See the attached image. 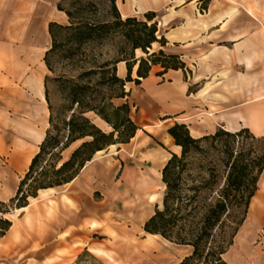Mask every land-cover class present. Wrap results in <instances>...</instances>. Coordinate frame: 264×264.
<instances>
[{
	"label": "rangeland",
	"instance_id": "1",
	"mask_svg": "<svg viewBox=\"0 0 264 264\" xmlns=\"http://www.w3.org/2000/svg\"><path fill=\"white\" fill-rule=\"evenodd\" d=\"M59 1L0 0V39L8 48L21 50V59L25 58V50L32 54L33 61L28 67L25 66L24 73L42 74L44 92L47 90L48 96L45 110L48 115L46 122H44L42 110L34 114L16 111V106L20 103H28L27 106L31 107V101L32 105H38L33 94L23 90L26 87L25 80L15 84L8 81L6 96L0 97V202L5 203L2 208L7 210L5 214L0 212V217L10 220L11 226L13 225L11 230L6 232L7 235L5 233L6 236L0 239V251H2L0 264H178L191 252V247L180 246L162 237H155L153 250L146 252L141 248V245L151 238L143 231V225L147 217L155 212L158 204L153 201L148 202L145 195L137 188L131 189L133 180L127 179L126 169L121 163V157L125 160L127 167L132 160L138 161L140 140L123 146L124 151L119 154L116 153V149L119 148L115 146L113 150L106 148L102 154L95 157L102 166L111 169L110 176L105 175L100 178L99 190L94 180L92 182L76 180L74 183L56 187L54 191L40 190L35 198H28L30 207L25 212L16 211L15 204L10 201L16 195L18 185L28 170L29 163L26 162V157L29 155L33 157L39 150L36 148V143L41 133L46 134L49 128L50 113L54 124L61 127L63 120L68 121L71 114L77 112L76 105L71 108L72 80H76L77 76L83 72L96 70V74L86 75L80 81L81 83L89 82L90 85L89 89L78 90L79 97L85 102L98 104L102 97L109 96L112 92L108 87H98V68L117 56V40L115 39L102 44L95 42L80 47L62 44L48 56L50 67L46 66L44 56L51 47V39L47 33L49 22L68 24L65 13L57 9ZM116 1L119 10L126 13L132 12L134 14L132 16L139 20L145 19L144 14L148 11H144L142 0ZM209 2L210 0H202L200 7L206 9ZM233 6L236 7L235 4L231 7ZM246 10L257 17V25L264 35V2L256 6L247 4ZM155 12L153 21L157 23L159 37L175 26L174 21L161 25V20L165 21L167 13L174 16V8L170 4ZM177 46L169 44L162 47L156 42L149 52H158L162 49L166 54H177L174 53ZM15 56L18 59L17 53ZM135 56L146 57L147 54L137 49ZM181 59L185 60L184 57ZM184 63L185 69L180 70L188 78L192 76L191 66L190 63L185 61ZM152 69L155 75L162 74L163 69L160 66H154ZM135 70L136 66L133 69L132 78H136ZM117 74L125 78V64L121 62L117 64ZM165 82L164 79L158 80L157 85ZM133 84L137 86L134 82ZM198 85L199 83L192 84L189 89L194 90ZM20 90L27 96L26 99L20 97ZM127 100H130L129 116L137 125L151 123L145 111L152 108L155 110L156 114L153 118L158 127L152 131L156 134L153 146L161 155H169L168 147L163 148L157 139H162V132L166 131L165 127L174 120V103L155 104L139 87H135L133 95ZM121 101L122 99H113L116 104ZM87 116L97 126L104 130L108 129L94 113H89ZM163 119L164 122L161 123ZM147 128L152 130L151 127ZM157 129H161V132ZM60 134L65 136L66 130L62 128ZM142 136L148 138L149 134L144 132ZM163 141L175 149L172 144L166 142V138ZM81 142L77 141L64 150L62 157L67 159ZM14 158L16 163L13 162ZM200 159V155L197 154L189 157L193 166H197ZM143 165L146 164L143 163ZM151 169L156 172L155 167ZM152 180L154 183L155 180L153 178ZM154 190L158 191V185L154 186ZM62 195L67 196L71 202H63ZM47 196L56 202V207L51 206ZM103 210L108 212L104 214ZM90 221H97L99 224H94L90 228ZM256 223L252 216V209L249 208L246 216L247 225L241 228V231L239 228L233 241L235 245L233 244L234 246L229 248L224 256L229 264L238 260L240 251L247 252L251 258L250 263L258 261L256 258L260 255V251H264V247H261L264 228L256 227L255 230L252 229L253 231L246 229L247 226L250 227ZM245 236L250 238V242H243ZM46 238L49 240L45 241ZM91 245H100L113 258L104 260L93 255L88 250Z\"/></svg>",
	"mask_w": 264,
	"mask_h": 264
},
{
	"label": "trees",
	"instance_id": "2",
	"mask_svg": "<svg viewBox=\"0 0 264 264\" xmlns=\"http://www.w3.org/2000/svg\"><path fill=\"white\" fill-rule=\"evenodd\" d=\"M57 9L65 13L68 24L49 22L51 47L44 56L46 66L50 67L48 56L62 44L80 47L115 39L117 56L98 68V87H108L112 92L98 104L85 102L78 90L89 89L90 85L80 81L86 75L96 74V70L83 72L72 80L71 108L76 105L77 112L68 121L63 120L61 127L54 124L50 113L49 128L39 150L32 157L16 195L10 199L16 208L28 205V198H35L40 190L70 183L96 153L111 145L126 144L134 137L138 126L129 116L128 103H113V99L128 95L126 83L140 84L153 66H160L161 73L186 67L178 54H166L162 49L149 52L153 43L162 47L167 43L164 35L158 37L154 11L146 12L144 20L135 16L123 18L116 0H60ZM137 49L147 56L136 57ZM120 62L126 67L125 78L117 74ZM135 66L136 78H132ZM45 99L48 102L47 90ZM89 113L106 122L111 131H103L91 122ZM62 128L66 130L65 136L60 134ZM167 132L181 151L171 153L161 170L164 195L145 221L143 231L191 247V252L178 264H229L224 255L246 219L264 172V137L254 135L246 127L236 131L220 127L212 134L194 138L183 123L173 124ZM77 141L82 142L64 159L62 152ZM192 154L201 157L197 166L189 161ZM4 206L0 202L2 214L7 213ZM10 227L11 221L0 217V236Z\"/></svg>",
	"mask_w": 264,
	"mask_h": 264
},
{
	"label": "crops",
	"instance_id": "3",
	"mask_svg": "<svg viewBox=\"0 0 264 264\" xmlns=\"http://www.w3.org/2000/svg\"><path fill=\"white\" fill-rule=\"evenodd\" d=\"M262 2L264 0H210L206 9H203L200 7L202 0L141 1L144 11L155 12L170 4L173 6L174 16L172 17V14L167 13L165 21L161 20V25H167L174 21L175 26L165 31L163 35L167 41L166 45H178L174 53L181 54V57L185 58L183 61L190 63L192 71V76L186 78L184 72L180 69L168 70L161 75H155L153 69H151L148 77L141 79L140 84L137 86L133 82L126 83L125 89L130 96L118 98L122 99L119 104L113 102L115 105L123 103L130 105V100L127 99L131 98L135 87H139L155 104L162 102L174 103V120L165 127L166 131L162 132V139H157L163 148L168 147L169 155H161L153 146L156 134L152 131H155V128L158 127L153 118L156 114L153 108L148 111L144 110L151 123L137 125L133 121L138 129L128 143L108 147L113 150L117 146L116 148L119 149H116V153L119 154L124 151L123 146L140 140L138 161L132 160L127 167L125 160L121 157V163L126 169L127 179L133 180L131 189L137 188L145 195L148 202L153 201L155 204H160L159 202H161L165 190L161 181V170L171 153L180 154L181 151V148L174 143L173 138L167 132V129L173 124L183 123L187 125L190 135L194 138L212 134L220 127L228 131H236L246 127L254 135L264 137V35H262L260 27L257 25V17L246 10L247 4L256 6ZM232 4H235L236 7H231ZM119 11L123 17L134 15L132 12ZM16 53L20 58L18 56V59H16ZM25 53V58L21 59V50L8 48L6 43L0 39V97L6 96L8 81L15 84L18 81L21 83L25 80L27 88L25 87L23 90L30 91L38 105H32L31 101V107L27 106L28 103H20L16 106V111L34 114L38 110H42L44 122H46L48 115L45 111L46 99L43 75L24 73L25 66L28 67L33 61L32 54L27 53L26 50ZM14 56L15 58H12ZM121 64H124V62H121ZM163 79L166 82L157 85L158 80L163 81ZM195 83H199V85L196 89L190 90V85ZM19 95L24 99L27 97L22 90L19 91ZM98 120L108 129L104 130L98 126L99 128L106 132L111 131V127L106 122L99 117ZM163 122L164 119L161 123ZM147 127H151L152 130H148ZM157 130L161 132V129ZM144 132L149 134L148 138H143L142 133ZM44 136V132L41 133L36 148H38ZM164 138L175 149L166 145L163 141ZM102 152L103 150L96 153L93 159L82 168L77 177L68 184L74 183L76 180L78 182H92L94 180L96 188L99 190L100 178L105 175L110 176L111 171L104 165L102 166L98 159H95ZM118 161L120 163V158ZM13 162L16 163V158ZM143 163L146 165H143ZM153 167H155L156 172L151 169ZM152 178L155 180L154 183ZM155 185H158V191L154 190ZM52 190L54 191L55 188L43 191ZM49 196H47L48 202L52 207H56V202L50 199ZM62 198L65 203L71 202L65 195H62ZM29 207L30 203L24 207L16 208V211L25 212ZM249 208L252 209V216L257 223L250 225V227L247 226L246 229L253 231L256 227L264 228V172L260 176L258 189L250 201ZM107 212L108 210H105L103 213ZM94 224H99V222L90 221L89 227L91 228ZM245 225H247L246 219L240 227V231ZM12 227L13 225L7 232ZM6 235H3L0 239ZM249 239L248 236H245L243 242L248 243L250 242ZM48 240L45 239V241ZM233 244L235 245V243ZM233 244L231 247L234 246ZM261 247H264V237H262ZM88 250L104 260L113 258L100 245H91ZM260 252V255L256 258L258 261L255 260L256 263H250L251 258L247 252L240 251L238 260L231 264H264V251ZM0 254H2V251H0Z\"/></svg>",
	"mask_w": 264,
	"mask_h": 264
},
{
	"label": "bare ground",
	"instance_id": "4",
	"mask_svg": "<svg viewBox=\"0 0 264 264\" xmlns=\"http://www.w3.org/2000/svg\"><path fill=\"white\" fill-rule=\"evenodd\" d=\"M30 160H31V156L29 155V156L26 157V161L29 162ZM149 236H151V238L148 239L144 244L141 245L142 250L146 251V252H150L151 250L154 249V247H155L154 242L155 241L153 240V238L160 237L159 235H155V234L154 235L153 234H151V235L149 234Z\"/></svg>",
	"mask_w": 264,
	"mask_h": 264
},
{
	"label": "water",
	"instance_id": "5",
	"mask_svg": "<svg viewBox=\"0 0 264 264\" xmlns=\"http://www.w3.org/2000/svg\"><path fill=\"white\" fill-rule=\"evenodd\" d=\"M150 51V49H148Z\"/></svg>",
	"mask_w": 264,
	"mask_h": 264
}]
</instances>
